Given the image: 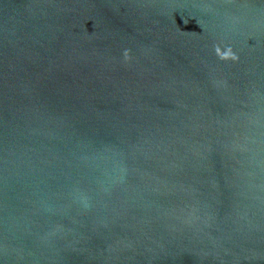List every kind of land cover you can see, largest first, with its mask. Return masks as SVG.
Listing matches in <instances>:
<instances>
[{
  "label": "water",
  "instance_id": "water-1",
  "mask_svg": "<svg viewBox=\"0 0 264 264\" xmlns=\"http://www.w3.org/2000/svg\"><path fill=\"white\" fill-rule=\"evenodd\" d=\"M0 264H264V0H0Z\"/></svg>",
  "mask_w": 264,
  "mask_h": 264
},
{
  "label": "clouds",
  "instance_id": "clouds-1",
  "mask_svg": "<svg viewBox=\"0 0 264 264\" xmlns=\"http://www.w3.org/2000/svg\"><path fill=\"white\" fill-rule=\"evenodd\" d=\"M215 52L221 60H228V59L236 60V59H238V57L233 53L231 48H228L227 51H222L220 47H216ZM124 58H125V60L130 59V55H129L128 50H125Z\"/></svg>",
  "mask_w": 264,
  "mask_h": 264
}]
</instances>
